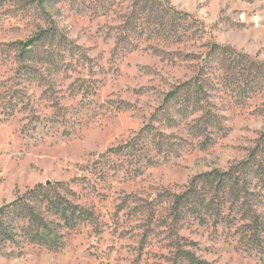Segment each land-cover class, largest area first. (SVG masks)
<instances>
[{
    "label": "rangeland",
    "instance_id": "374dc122",
    "mask_svg": "<svg viewBox=\"0 0 264 264\" xmlns=\"http://www.w3.org/2000/svg\"><path fill=\"white\" fill-rule=\"evenodd\" d=\"M263 149L264 0H0V207L36 188L85 212L33 203L44 237L0 264H264L263 181L175 203Z\"/></svg>",
    "mask_w": 264,
    "mask_h": 264
},
{
    "label": "trees",
    "instance_id": "16d2710c",
    "mask_svg": "<svg viewBox=\"0 0 264 264\" xmlns=\"http://www.w3.org/2000/svg\"><path fill=\"white\" fill-rule=\"evenodd\" d=\"M221 50L225 53H229L228 48ZM233 62H236V60L234 59ZM250 63L256 67L257 65L259 66V64L254 61ZM241 89L243 95L248 93L249 88L247 85ZM191 91L192 94H190V90L188 92L189 97L191 98L192 95H195V101L201 102L204 97L203 92H201L202 90L196 87L194 91ZM257 157L256 159H249L239 165L233 166L231 171L222 173L223 176L213 172L203 174L202 176H204L206 181L204 185L206 186L200 188L199 185L196 187V183H194L186 192L176 195L175 203L177 213L182 215V217L188 212L202 217L203 208L206 211H214L215 206L219 205V201H221V198L219 199L220 192L228 183L231 184L229 187L230 195L237 201H240L242 195H245V193H243L245 189H247L253 181H256L255 178L258 179L257 185L259 181H263L262 184L264 186V154H261L259 158ZM228 178L229 180L227 182ZM217 199H219V201H217ZM33 203H39L41 206L46 203L47 210L61 220L59 224L62 223V221H64V223H70V219L76 217H85V212L76 204H67L62 200H57L53 197L50 198L46 192L42 193L36 188L31 189L22 200L0 207V247L6 245L8 242L16 244L21 240V237L28 240H39L44 237L42 232L48 228L50 221L41 214L38 207ZM245 203L246 200L242 202L243 205H245ZM255 223L257 224V229L260 230L262 224L257 217ZM178 251L179 254H181L180 257L189 264H212L209 261L201 259L190 250L181 248Z\"/></svg>",
    "mask_w": 264,
    "mask_h": 264
}]
</instances>
